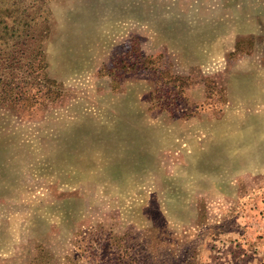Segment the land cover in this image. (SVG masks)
I'll return each instance as SVG.
<instances>
[{
  "label": "rangeland",
  "instance_id": "obj_1",
  "mask_svg": "<svg viewBox=\"0 0 264 264\" xmlns=\"http://www.w3.org/2000/svg\"><path fill=\"white\" fill-rule=\"evenodd\" d=\"M41 56L54 101L0 102V264H264V0H0L11 87Z\"/></svg>",
  "mask_w": 264,
  "mask_h": 264
},
{
  "label": "trees",
  "instance_id": "obj_2",
  "mask_svg": "<svg viewBox=\"0 0 264 264\" xmlns=\"http://www.w3.org/2000/svg\"><path fill=\"white\" fill-rule=\"evenodd\" d=\"M9 9V8H8ZM35 50L40 51V49L36 46ZM13 61L15 62V65L17 66L18 69L21 68H25L27 65L29 66V68L31 70L34 69L36 63H37V71H40V73L42 74V78L41 81L46 80L47 87L45 89H48V91L46 90V92H42L43 90H45L44 88H23V87H28V85H31V87L34 86V84H36L35 82L29 83L28 81L24 80V86L21 87V89H18L19 84L16 85L17 88L11 87V81H9L10 79V74H13L11 69H9V72H5L4 69L6 68H11L13 67V64L10 65V59L5 58L4 62H2V60L0 61V102H6L7 104H10L11 101H29L31 103H37L40 100V102L42 104L49 105L51 102L54 101V99L56 98L55 95H57L58 90L57 89H53L52 85H57L56 81L51 80L49 78L46 79L47 74L45 72V66H46V60L45 58H43V56L39 57V60L34 59V57H27L25 59L19 57H14ZM22 76V75H21ZM37 85H41V84H37ZM43 86V85H42ZM35 90V93H33V91ZM56 92V93H55ZM41 94V95H39ZM26 95V96H24ZM28 102V103H29Z\"/></svg>",
  "mask_w": 264,
  "mask_h": 264
},
{
  "label": "bare ground",
  "instance_id": "obj_3",
  "mask_svg": "<svg viewBox=\"0 0 264 264\" xmlns=\"http://www.w3.org/2000/svg\"><path fill=\"white\" fill-rule=\"evenodd\" d=\"M127 157V156H126ZM126 157L124 156H118L119 159L123 160V158L125 159ZM106 166V165H105ZM114 170V169H113ZM117 170V169H116ZM121 173V172H120Z\"/></svg>",
  "mask_w": 264,
  "mask_h": 264
}]
</instances>
